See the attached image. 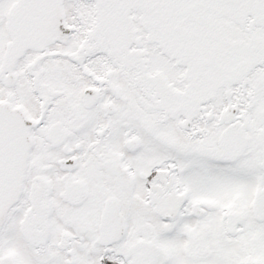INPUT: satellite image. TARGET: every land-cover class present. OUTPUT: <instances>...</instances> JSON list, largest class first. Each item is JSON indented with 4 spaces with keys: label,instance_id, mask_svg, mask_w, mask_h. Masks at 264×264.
Instances as JSON below:
<instances>
[{
    "label": "snow or ice",
    "instance_id": "6c2138e0",
    "mask_svg": "<svg viewBox=\"0 0 264 264\" xmlns=\"http://www.w3.org/2000/svg\"><path fill=\"white\" fill-rule=\"evenodd\" d=\"M0 264H264V0H0Z\"/></svg>",
    "mask_w": 264,
    "mask_h": 264
}]
</instances>
